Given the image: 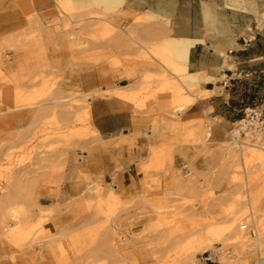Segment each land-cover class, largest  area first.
Returning <instances> with one entry per match:
<instances>
[{"label": "rangeland", "instance_id": "1", "mask_svg": "<svg viewBox=\"0 0 264 264\" xmlns=\"http://www.w3.org/2000/svg\"><path fill=\"white\" fill-rule=\"evenodd\" d=\"M56 1L66 15L62 27L69 32L73 64H48L41 22L29 19L25 28L10 30L0 39V264H15L18 254L34 249L49 250L56 264H201L209 244L220 264L264 261V193L255 182L257 166L249 161L246 148L248 142L264 146V136L253 138L239 121L230 140L216 147L221 158L210 175L201 181L194 173L187 177L172 165L173 145H199L206 157L213 152L205 137L209 120L181 123L177 117V109L190 99L187 91L199 80L180 68L188 50L178 58L151 52L173 75L167 76L142 48L151 51V46L133 37L138 49L133 60L143 69L138 86L84 93L76 83L82 12L90 10L89 17L95 19L90 28L100 32L90 40L123 36L107 19L122 0H89L84 5L81 0ZM231 1L232 10L251 14L247 17L253 30H264V5L258 10L251 0L247 6L243 0ZM123 47H128L127 36ZM91 53L90 61L108 58ZM108 60L104 65L124 71L129 54ZM146 67L161 73H147ZM162 92L169 95V115L160 122L154 118L153 129L162 128L161 135L169 134V141L150 148L148 165L141 166L142 191L124 196L109 179L88 171L97 148L108 147L93 130L89 101L92 95L115 96L145 109L158 102ZM122 168L117 165L116 171ZM243 224L253 226L256 236L241 229Z\"/></svg>", "mask_w": 264, "mask_h": 264}, {"label": "crops", "instance_id": "2", "mask_svg": "<svg viewBox=\"0 0 264 264\" xmlns=\"http://www.w3.org/2000/svg\"><path fill=\"white\" fill-rule=\"evenodd\" d=\"M86 1L89 0H81L82 5ZM243 1H246L243 6H247L249 0ZM251 1L258 10L259 5H264V0ZM232 3L231 0H122L120 6L107 14V19L112 26L122 29L123 36L118 33L109 40L97 41L89 39L94 33L100 36V32L90 28L89 23L95 19L89 17V9L82 12L81 61L76 83L84 93H94L99 88L138 86L143 69L133 60L138 52L133 37L148 43L149 47L162 44L167 37L195 41L188 47L187 65L180 66L189 76L199 79L187 91L190 96L195 93V101L177 113V117L181 123L209 120L208 149L213 152L211 157H206L199 145L177 143L172 146V165L188 172L187 177L194 173L198 181L218 166L221 153L216 147L230 140V132L241 120L244 108L256 105L264 109V30H253L247 17L251 14L232 10L228 6ZM94 10L102 11L101 8ZM65 16L56 0H0V39L10 30L25 28L29 19L41 22L48 64H73L67 39L69 32L62 27ZM137 17L146 20L136 22ZM124 36L128 37L127 48H121ZM125 52L129 54L126 70L116 71L104 65L109 64L110 58L120 60ZM90 53L97 59L101 55L108 58L90 61ZM26 54L23 52V57ZM151 59L166 71L159 60ZM145 69L147 73H161L154 67ZM121 72L127 75L120 78ZM166 74L172 76L169 71ZM157 99L151 108L145 109L115 96L92 95L89 101L93 128L108 147L97 148L91 158L93 167L88 171L92 176L109 179L124 196L142 191L141 166L148 165L150 148L169 141V134L166 138L161 135L162 128L153 129L154 118H159L158 122L160 118H168L169 95L162 92ZM117 142L121 144L115 146ZM126 142H131V147ZM117 165H122V170L116 171ZM15 264L56 262L49 250L34 249L18 254ZM201 264H220V261L216 255L207 262L201 259Z\"/></svg>", "mask_w": 264, "mask_h": 264}, {"label": "bare ground", "instance_id": "3", "mask_svg": "<svg viewBox=\"0 0 264 264\" xmlns=\"http://www.w3.org/2000/svg\"><path fill=\"white\" fill-rule=\"evenodd\" d=\"M194 42L195 41H190V40H186V39H182V38L167 37L166 39L163 40L162 44L155 45L154 47H151L152 48L151 51H149L147 49L148 47L145 48V46H144L142 48H144V50L147 51V54H149L150 58H154L155 59L154 55L151 53V52H154V51L156 53H166V54L168 53L171 56L178 58V56L180 57L181 55L185 56L189 45L194 43ZM140 46H143V45L140 44ZM176 58H175V60H176ZM186 75H188V77H191V76H189L188 73H186ZM194 96H196L195 93H194ZM194 96L193 95L190 96V99L182 107L178 108L177 111L178 112L181 111L187 105H189L193 101H195L194 100L195 99ZM86 119H87V113L84 115V120H86ZM241 122L242 121H240V123ZM244 125H246V124H244ZM244 125H243L242 128H244ZM93 130H94L95 134H98V132H97V130L95 128H93ZM207 136H209V130H206L205 137H207ZM246 148H247V153H248V155L251 158V159H249V161H252L255 164V166H257V172H256L257 175H256V178H255L256 179L255 182L258 185V188H259L260 192L264 193V146H261L260 144H255V143H249L248 142V143H246ZM240 149H241V152L239 151V153L244 154V152L242 151V147H240ZM211 245L212 244L208 245V249L210 247L214 248ZM259 252H260V250H259ZM260 259H261V257H260ZM259 264H264V261H259Z\"/></svg>", "mask_w": 264, "mask_h": 264}, {"label": "built area", "instance_id": "4", "mask_svg": "<svg viewBox=\"0 0 264 264\" xmlns=\"http://www.w3.org/2000/svg\"><path fill=\"white\" fill-rule=\"evenodd\" d=\"M240 121H244L246 123V130L250 131V134L253 138H255L257 135H260L261 137L264 136V109L260 107H247L244 110V117ZM183 169L185 168L183 167ZM185 174L187 175L188 172ZM241 229L246 231L251 237L256 236V230L253 226L251 227L247 224H243L241 225ZM216 255L217 251L209 249L204 251L200 258L203 261H209Z\"/></svg>", "mask_w": 264, "mask_h": 264}, {"label": "trees", "instance_id": "5", "mask_svg": "<svg viewBox=\"0 0 264 264\" xmlns=\"http://www.w3.org/2000/svg\"><path fill=\"white\" fill-rule=\"evenodd\" d=\"M247 107L253 108V107H257V106H256V105H252V106H247ZM247 107H246V108H247ZM244 110H245V108H244ZM244 110H243V116H242V118L244 117ZM242 118H241V119H242Z\"/></svg>", "mask_w": 264, "mask_h": 264}]
</instances>
